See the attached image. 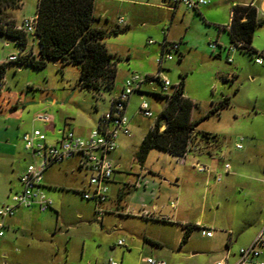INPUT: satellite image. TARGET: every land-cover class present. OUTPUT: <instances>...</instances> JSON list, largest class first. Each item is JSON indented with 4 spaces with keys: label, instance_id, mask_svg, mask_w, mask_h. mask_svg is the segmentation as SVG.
<instances>
[{
    "label": "rangeland",
    "instance_id": "1",
    "mask_svg": "<svg viewBox=\"0 0 264 264\" xmlns=\"http://www.w3.org/2000/svg\"><path fill=\"white\" fill-rule=\"evenodd\" d=\"M205 1L208 4L199 12L180 7L174 14L168 0L164 4L162 0H94V26L110 33L103 43L117 70L111 92L93 95L81 89L80 67L64 65L59 60L50 61L41 69L7 63L0 114L23 108L26 103L23 116L11 117L17 122L7 137L11 145L23 148V132L15 137L11 131L18 125L21 130L32 132L41 129L39 124H34L38 115L58 116L56 111L43 109L47 100L55 96L64 106L60 108L61 115L75 120L85 136L96 128L99 116L109 107L114 89L121 87L127 77L133 74L144 79L156 75V61L164 39L180 42L179 51H172V60L163 64V75L172 86L183 81L184 94L194 103L191 120L197 124L193 151L187 160L194 156L198 167L191 168L188 161L185 167L177 168L172 158L166 160L165 152L157 149L149 151L144 163L138 161L143 136L168 104L167 98L160 94L159 83L145 81L142 98L140 93L130 97L126 116L131 137L117 138L113 163L119 165V170L112 176L117 178L120 193L103 205L107 213L102 222L96 218L94 203L82 199L79 192L85 177L77 172L80 186L44 189L45 196L53 203L46 213L37 207H20L4 220L0 254H5V258L1 264H107L109 259L135 264L140 254L165 264L212 263L221 231L229 228V223L237 222L242 207L249 204L247 196L242 195V189L246 188L242 183L252 181L254 187H264V58L253 52L231 50L227 31L219 30L229 23L230 6L225 3L215 6L213 0ZM36 9L37 0H19L16 8L3 9L2 14L6 19L12 17L14 24H20L24 13L32 15ZM258 19L264 20L263 15L259 13ZM210 44L217 46L212 50ZM251 47L258 53L264 51V24L256 28ZM17 52L15 41L0 35V61ZM257 58L263 59L261 65L255 63ZM223 99L228 104L220 106ZM141 101L148 104L153 114L151 119L138 112ZM217 106L218 110L206 117ZM236 144L243 149L236 150ZM68 168V164L55 166L45 177L57 176L61 169L69 171ZM163 168L186 175L178 184L182 187L178 200L181 216L165 217L169 222L151 210V201L134 195L127 186L137 174L151 176L147 170L156 173ZM9 174L7 170L0 177V205L11 207L15 206L11 197L20 191V186ZM156 178L157 183H162L160 177ZM170 182L172 188L177 185ZM186 201L195 203L196 208L186 212L183 209ZM216 201L220 207L212 215L209 210L216 207ZM202 205L205 212L200 215ZM145 214L149 218L142 217ZM197 219L207 231L215 230L214 237L206 239L194 228L188 240L180 244L185 232L182 222L194 224ZM251 233L252 229H248L245 239ZM118 241H124L125 247L117 246ZM240 246L244 245L238 243L234 250ZM123 257L126 261L121 260Z\"/></svg>",
    "mask_w": 264,
    "mask_h": 264
},
{
    "label": "trees",
    "instance_id": "2",
    "mask_svg": "<svg viewBox=\"0 0 264 264\" xmlns=\"http://www.w3.org/2000/svg\"><path fill=\"white\" fill-rule=\"evenodd\" d=\"M18 1L0 0V35L16 40L17 48L24 50L28 36L14 31V22L2 14L3 9L16 8ZM35 16L37 23L33 36L37 39L38 53L23 55L14 63L41 69L48 62L59 60L64 65L80 67L81 89L93 95L112 91L116 67L103 43L110 33L94 26V0H38ZM262 24L264 20L258 19L254 6L235 5L231 8L229 25L219 27V30L227 31L231 47L258 55L251 45L256 28ZM6 70L7 63H0V85L4 81ZM176 87L168 104L159 113L153 131H149L141 141L137 153L141 164L152 149L176 157L184 155L191 144V135L197 124L191 120L194 103L185 96L183 81ZM227 104L228 100L223 99L220 106ZM218 108H213L206 117ZM162 125L164 129L160 130ZM194 228L196 227H185L180 244L188 240Z\"/></svg>",
    "mask_w": 264,
    "mask_h": 264
},
{
    "label": "built area",
    "instance_id": "3",
    "mask_svg": "<svg viewBox=\"0 0 264 264\" xmlns=\"http://www.w3.org/2000/svg\"><path fill=\"white\" fill-rule=\"evenodd\" d=\"M256 1V0H253ZM170 10L183 7L186 10L196 11L199 7L208 4L205 0H168ZM36 16L24 18L20 24H15L13 30L23 33L28 37L33 36L36 31ZM122 25V19H119ZM15 44L17 45V41ZM148 44H152L151 41ZM217 44H210L215 49ZM162 53L157 59V73L153 77L141 78L136 75H130L122 84L121 91L112 96L109 100L108 109L100 116L98 124L94 130L89 132L87 137H78L72 131L61 132V137L56 144H47L46 137L38 130L23 135L22 140L25 149L30 152L33 162L29 164L19 177L21 190L12 195L11 201L15 206L0 205V240L4 237V220L13 215L15 208H33L37 207L40 212H45L52 208V201L48 199L40 190L43 175L46 170L54 165L62 164L71 159H77V169L84 175L83 187L80 190L82 199L92 201L95 207L96 218L102 221L106 211L103 205L108 200V184L111 182L112 175L116 166L112 161L111 155L116 150L117 138L119 136L131 137L129 121L126 116V107L132 94L141 91L142 84L145 81H157L161 88V95L169 101L176 90L168 79L163 75V64L172 60L171 52H177L178 44H162ZM236 50L235 47H230ZM166 52V54H165ZM33 54L31 50H20L6 58V63H14L26 54ZM257 56L264 58V51ZM262 58H257L255 63L261 65ZM229 61V60H228ZM1 88V85H0ZM138 112L146 119L153 117L148 104L141 101ZM40 120H46L44 116L38 117ZM156 121V120H155ZM154 125L150 128L153 131ZM237 149H241L239 144ZM176 163L183 165L185 154L175 157ZM204 170V168H198ZM149 218L148 214L143 215ZM202 235L211 237V231L202 230ZM230 235V234H229ZM124 241H118L117 246L123 247ZM264 224L261 226L253 242L248 246L238 250L237 259L229 263V253L214 264H264ZM146 264H165L164 261H157L146 258L143 260ZM107 264H120L111 259Z\"/></svg>",
    "mask_w": 264,
    "mask_h": 264
},
{
    "label": "crops",
    "instance_id": "4",
    "mask_svg": "<svg viewBox=\"0 0 264 264\" xmlns=\"http://www.w3.org/2000/svg\"><path fill=\"white\" fill-rule=\"evenodd\" d=\"M164 3H165V0H162V4H164ZM213 3L215 6H219L222 3L228 4L230 6L229 18H228L229 23H230V17H231V8L235 5H252L256 8L257 15H259V13H260L264 17V0H256V1L246 0L243 3H242V0H213ZM37 4H38V0H37ZM257 4H258V7H256ZM179 8L180 7H178L175 10H172L173 13L175 14V12ZM201 8H202V6L199 7L196 10V12H199V9H201ZM35 15H36V12L32 15L24 13L22 18L24 19V18L34 17ZM8 20H11L14 22V19L12 17L9 18ZM229 23L226 26H228ZM226 26H223V27H226ZM170 43H177L178 44L177 51H179L180 42H177L174 40H167V39H164L162 42V44H170ZM162 44H161V47H162ZM35 45H37L36 50H34ZM26 49L31 50L32 53L35 55L38 53V43H37V39L34 36L27 37ZM161 53H162V51H161ZM12 54H15V53H11L10 55H12ZM10 55H8V56H10ZM7 57L2 58L0 63H6ZM163 71H165V70L163 69ZM116 76H117V70H116ZM148 77H151V76H148ZM3 84H4V81L1 84L0 93H2V91H3ZM113 88H114V86H113ZM121 88H122V86L117 88V89L115 88L114 92L111 94L110 97L118 94L121 91ZM142 91L143 90L141 87V91L136 92V93H140L141 98H142L141 93H143ZM50 99L51 100H47V102H45L46 106L43 109L52 111L53 113L56 111V113L59 115L58 116L54 115V116H50V117L46 116V118H47L46 120H40L38 117L42 116V115H38L34 119V124L35 123L39 124V126H41V129L35 128L32 131L38 130L41 133H43L46 137V143L51 144V145L56 144L59 141V139L61 137V132L72 131L78 137H83V138L87 137V135L89 133L84 136L83 132L81 131L79 124H77L75 120L68 118V116H66V115H63V114L61 115L62 110L60 108H63L64 106L60 105L58 103V101L56 100L57 98H55V96H53ZM129 101H130V98H129ZM129 101H128L127 107H126V115L128 112ZM42 104H44V103H42ZM24 105H23V108H24ZM23 108H20V109L14 108L10 112H7L5 114H0V177L4 176L5 172L7 170H9L10 171L9 178L17 181L19 183V186H20L19 177H20L21 173L33 161V159H32L30 152L25 149V146L23 148L20 147L19 145H16V144L13 146L10 144L7 137H8V133H9L10 129L13 130L14 122H17L16 119L11 118V117L23 116V114H24ZM3 111L4 110H2V112ZM99 118H100V116H99ZM71 120H73V122H71ZM97 121H99V119ZM155 122H154V124H155ZM129 125H130V122H129ZM151 127H149L147 133L150 131ZM163 129H164V125H162L160 127V130H163ZM21 131L23 132L22 136L26 133H31L30 132L31 130L29 132L26 131L25 129L21 130V128L17 125L16 130L11 131V134L15 133V137H18L19 135H21V133H22ZM194 132L191 135V137H192L191 144L188 146V150L185 153V162L183 165L177 164L175 157L170 155L169 153L165 152V156H166L165 159L166 160H172L173 159V162H174L175 166H177V168L185 167L187 165L188 161H190V167L191 168L198 167V161L194 156L190 157V160L189 159L187 160V158L189 157V154L193 151V139L195 138L193 136ZM51 136L53 138H50ZM55 137H58V138L54 139ZM241 141L242 140H240V142ZM237 145H239V144H236V146ZM117 147H118V143L116 146V150H117ZM242 149H243V147L241 149L236 148V150H242ZM116 150L111 155L113 162H115L114 154H115ZM170 158H172V159H170ZM65 164H68V167L70 168V169L68 168L69 171H67L65 169H61L57 176L53 177L52 175L49 174V175H46V177H45V174H47V172L51 168H53L55 166H59V165L63 166ZM59 165H54L45 171L43 181H42V185H41V189H40L44 194H46L44 189L49 188V187L74 186L76 188L77 186H80L79 181L76 179L77 172L80 173L77 169V159H71V160H68V161H66L62 164H59ZM115 166H116V170L114 172L119 170V165L115 164ZM147 172L149 174H151V176L146 175V173H144V174L139 173L135 176L133 183L127 184V186L130 188L131 192L134 193V195L138 194V195H140L141 198H145V199L151 201V210L154 213H157V215L159 217H163L161 220L169 222V220H167V218L165 219V217L170 216L174 219L180 217L181 216V214H180L181 210L179 208H181V207H180L178 200H179V196H180L179 193L181 192L182 187L179 186L178 184L182 183L185 180L186 175H184V173H182V172L177 173L174 169L167 171L166 168L159 169L156 173L152 170H147ZM208 172H209V170H208ZM160 175L168 177V179H170V181H174L175 183H177V185L174 184V187L172 188L173 185L171 184V182L169 180H167V178L163 179ZM156 177H160L159 179L162 180V183H160V182L157 183L158 180L156 181V179H157ZM83 183H84V180L81 181V188L83 187ZM251 184H253L252 181L242 183V187L243 186L246 187L245 190L242 189V195L247 196V199L249 200V204L242 207L243 208L242 216L238 219L237 222L234 221L233 223H229L228 224L229 228L221 231L222 237L219 240V242L217 243V249H216L217 251L215 252V255L212 257V260H211L212 263L211 264H214L216 261H219L220 259H222V257L225 255L226 252H228L230 255L228 262L233 263L237 259L238 250L241 248H244V247H248L253 242L256 235L258 234L261 226L264 224V187H254V185H251ZM20 190H21V186H20ZM119 193H120V187L117 184V178L112 176L111 182L108 184V200H107V202L109 201L110 197H112L114 195H119ZM132 193H131V195H132ZM154 200L156 201L155 203H153ZM215 203H216L215 204L216 207L211 208L209 210L210 213H212V215H216V213L218 212L219 207H220L219 201H216ZM195 206H196L195 203H192L191 201H186L184 203L183 209L186 212H189L190 210H194L196 208ZM52 207H53V203H52ZM46 212L47 211L42 212V213H46ZM203 212H205V206L204 205H202L200 207V215H202ZM182 225H183L184 229L187 226L196 227L197 229L200 230V235L202 237H205L206 239H212L214 237V231L215 230H211V229H208L212 232L211 237H206V236L202 235V233H201L202 230L207 231V228H203V226L201 225V223L198 219L196 220V222L194 224H190L189 222L184 221V222H182ZM248 229H252V233L248 239H245V235L248 233ZM3 239H4V237L0 240V251H1L2 243H3ZM238 243L243 244L244 246H240V248H238V250H234L235 245ZM124 244H125V242H124ZM123 247H125V245ZM3 258H5V254L4 255L0 254V264H1V259H3ZM81 258H83V254L81 255ZM146 258H148V257L147 256L141 257V254H140V256L138 257V261L135 264H146L143 261ZM121 260L126 261V259L124 257L121 258ZM157 261H161V260H157ZM2 264H5V263H2ZM120 264H122V262H120Z\"/></svg>",
    "mask_w": 264,
    "mask_h": 264
}]
</instances>
